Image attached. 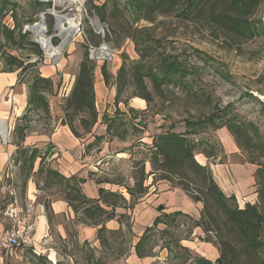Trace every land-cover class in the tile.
<instances>
[{
    "label": "rangeland",
    "instance_id": "1",
    "mask_svg": "<svg viewBox=\"0 0 264 264\" xmlns=\"http://www.w3.org/2000/svg\"><path fill=\"white\" fill-rule=\"evenodd\" d=\"M38 2L47 5L42 7ZM104 2L113 4L114 0H93L92 4L99 6ZM121 2L124 3L125 0ZM54 3H56L55 0H0V25L11 30L15 29V37H18L17 34L21 30L26 33V39L21 41V44L6 41L2 37L0 40L3 39L2 43L5 45L7 55L19 57L25 63L24 65H36L29 71V77L34 71L38 70L42 73L43 70L44 73H49L48 71L54 70V67L62 69L59 75H62L66 69L73 74L77 73L86 47L96 61V69L107 61L110 71L112 69L118 71L123 61V54L129 57L127 60L129 67L131 61L140 58L139 49L144 52L147 49L146 57L152 64L158 63L157 61L164 55L171 61L176 60L184 67L183 72L177 74L180 76L178 80L162 87L163 93L156 92L153 83L147 79L154 101L151 105L147 103L145 110L134 111L126 119L124 116L118 118L116 129L115 127L114 129L120 133V136L122 135L121 139L127 137L124 143L118 144V149L126 150L127 153L123 159L111 158L110 163L103 166L101 175L109 173L112 179H121L129 183L132 177L139 176L138 171L141 165H145L147 160L151 161V141L141 140L144 137V131L152 134L172 127L174 131L185 132L186 120L196 123L198 132L190 136L196 143H200L196 158L199 159L198 155L201 152L210 156L218 154L222 158L220 161L210 158L208 164L227 161V157L222 153L223 145L218 136L219 129L227 127L238 133V139L240 138L244 147H240L242 155L236 158L239 161L255 164L258 169L261 168L260 174H256L255 190L251 200L252 204L258 205L263 215L256 230L258 235L255 245L258 255L248 250L235 226L222 211L212 209V213L216 215L214 218L206 217L204 221L195 220L189 225L199 224L204 236L201 240L213 243L218 248L219 254L224 252L233 264H264V101L257 96L264 95V29L262 28L264 8L259 10L253 18L258 29L253 35L233 33L226 36L221 30L210 32L204 30L202 26L187 25L169 16L158 17L153 23L148 21L134 23L125 14L110 15L112 26L109 27L107 24L104 29L106 32H111L109 53L113 59H104L98 58L94 52L103 40L99 29L95 26L97 13L95 10L90 12L91 1L85 0L81 10L82 21L79 33L72 37L63 55L55 61L46 56L40 44L33 39V33L27 29L41 22L42 13L52 8ZM54 8L60 15H65L73 9L68 3H56ZM45 18L49 35H54L55 16L47 12ZM136 26L150 27V30H145L141 34L140 48H137L136 43L127 36L131 27ZM148 35L160 39V43H155L150 38L148 40ZM52 40L55 45L61 43L59 36H54ZM96 43H99V46H95ZM8 67L0 59V72ZM113 80L111 78V82ZM132 95V89L127 87L122 94V99L130 98L131 100ZM138 98L136 101L144 102ZM32 117L41 120L34 115ZM240 133L244 135L241 136ZM200 162L203 163V160ZM45 164L49 165L47 159ZM29 175L33 181L37 180V183L45 180L43 175L30 173L28 169L23 170L17 165L14 169V180L19 198L23 203L26 199ZM160 175L158 172V179ZM8 183L6 178L0 180V220H3V213L11 199L7 188ZM39 186L42 193L53 192L59 188L40 184ZM241 197L231 201V204L244 208L246 197ZM200 203L203 206V203ZM187 229L188 227L185 228V232ZM50 234L55 242V236ZM154 235L153 243H157L154 253L157 254L164 243L161 242L162 235L158 233ZM77 238L78 234L73 229L69 237L56 240L59 253L58 264H116L121 255L125 258L132 250L129 235L124 242L122 237L111 238L112 247L110 248L102 245L91 247L79 243ZM47 252L38 256L31 249H26L18 252L17 257L9 255L8 260H10L6 259V261L8 264H52L47 257ZM185 256L187 259L190 257L198 260L194 254H185ZM176 262L177 260L173 258L164 261V264Z\"/></svg>",
    "mask_w": 264,
    "mask_h": 264
},
{
    "label": "trees",
    "instance_id": "2",
    "mask_svg": "<svg viewBox=\"0 0 264 264\" xmlns=\"http://www.w3.org/2000/svg\"><path fill=\"white\" fill-rule=\"evenodd\" d=\"M91 4L93 0H90ZM42 7L45 3L38 2ZM51 4V3H49ZM114 5V6H113ZM122 5V6H121ZM264 8V0H114L113 4L104 2L101 5H94L89 9L90 12L96 11L97 16L109 27L112 26L110 22V15L118 16L125 14L129 16L134 23L141 21H148L153 23L158 17H174L187 25L202 26L204 30L214 32L221 30L226 36L229 34H250L253 35L258 29L254 23L255 14ZM107 22V23H106ZM264 29V22L262 20ZM145 30H150V27L139 28L131 27L128 32V38L132 39L137 48H140L142 41V33ZM15 29H8L0 25V38L6 41H14L21 44V41L26 39V33L22 30L15 37ZM148 40H153L155 43H160L153 35H148ZM0 40V59L9 66L3 70L22 69L21 72L28 77L29 98L28 106L23 116L16 122L13 130V136L17 139V153L15 161L21 162L23 170L31 173L34 169L35 161L38 157L41 158L39 170L36 172L45 177V185L58 186L59 190L63 192V197L67 200L69 205L74 209L77 214V220L87 225L100 226L97 231V239L105 248L112 247L111 238L122 237L123 242L126 240L127 235H133L130 215L127 213H117V207L127 208L132 205L125 199L122 194L111 192L109 190L100 189V197L92 199L86 197L81 189V184L84 179L73 176L70 178L65 177L58 170L51 168L45 164V160L49 156V150L45 152L40 151L38 148L28 150L22 144L25 139L27 131L31 127V123L35 120L34 115L41 120L49 122L51 118V108L48 99V94L54 91V81L51 77H45L40 71H34L33 75L29 77L28 73L32 67L36 65H24L25 63L15 55H7L5 45ZM109 44L111 40V32L105 31V38ZM103 41V40H102ZM95 46H99L96 43ZM147 49H139L140 58L131 61L128 67V55H122V64L120 65L114 84L116 85V102L119 104L123 102L129 103V99H122V94L127 87L132 89V97H140L151 105L154 101L153 93L151 92L147 79L153 83V88L158 93H163L162 87L172 81H176L184 70V67L176 60H170L169 57H160L158 63H150L146 57ZM7 58V60H5ZM97 64L91 57L88 47L85 49L84 57L80 62L78 71L75 76V81L69 95L65 98L64 112L65 117L62 119V124H68L75 135L80 136L81 130L84 132H91L99 120V113L96 108V94H95V70ZM101 70L106 84L111 83L113 74L108 68V63L105 61ZM131 97V98H132ZM107 123V131H116V121ZM186 131L179 132L170 129L163 130L154 137L151 146V162L152 172L155 181L164 180L174 188H179L184 191L193 201L202 202V216L201 221L207 217L208 219L214 218L216 215L212 213V209L222 211L226 217L235 226L240 238L246 243L248 250L258 255L256 247V237L258 235L257 226L259 220L263 215L258 209L257 204L247 202L244 208H239L237 205L233 206L231 201H235V195H226L211 171L206 165H202L196 159V151L200 143H196L191 134L198 132V125L189 120H186ZM115 127V129H114ZM48 133L53 131V127L48 124L46 129ZM231 131V130H230ZM242 132V131H241ZM234 134L240 147L242 141L238 139V133L231 131ZM243 136V133H240ZM238 135V136H237ZM101 137H97L99 140ZM144 163V162H143ZM140 165V164H139ZM160 172V178H157V173ZM261 168L258 169L257 174H260ZM139 176H135V185L133 187L126 185L127 191L131 196L142 194L146 188L144 187V180L148 175L146 173L145 165L142 164L139 171ZM109 180L110 178H106ZM264 180V179H263ZM39 186V183H37ZM48 209V205H47ZM163 207H159L162 210ZM181 213L162 214L157 217L154 224L148 227L145 233L139 238L134 245L136 254L143 258L153 256L154 249L157 243H153L155 228L159 223H166L168 227L177 226L178 218ZM51 217L49 213V218ZM109 220H117L121 224L118 230H109L105 223ZM212 220V219H211ZM199 225V224H198ZM162 238L169 236L171 242L176 247H179L177 237L174 233L167 229L160 233ZM130 239V238H129ZM167 246L164 243L163 247ZM162 247V248H163ZM177 252L178 256L183 257V264H212L207 259L198 258L190 261L184 255L188 254L185 249ZM189 255V254H188ZM122 256V255H121ZM120 258V257H119ZM190 261V262H189ZM228 261V262H227ZM233 264L224 252H221L217 264Z\"/></svg>",
    "mask_w": 264,
    "mask_h": 264
},
{
    "label": "crops",
    "instance_id": "3",
    "mask_svg": "<svg viewBox=\"0 0 264 264\" xmlns=\"http://www.w3.org/2000/svg\"><path fill=\"white\" fill-rule=\"evenodd\" d=\"M66 66V65H65ZM64 66V67H65ZM102 66V65H101ZM101 66L95 70V94L96 108L99 113V120L91 132L81 130V135L77 136L68 124H62L61 121L65 117L64 103L65 98L72 90L76 73L73 74L67 69L62 75H59L62 69L54 67L42 75L51 77L55 87L48 99L51 108V118L46 123L45 120H35L31 123L30 129L27 131L22 144L28 150L34 148L45 152L49 150L47 161L51 168L58 170L65 177L73 176L84 179L81 184L83 194L92 199L100 197V189H106L111 192L122 194L125 199L132 202L127 208L117 207V213H127L130 215V223L133 235L130 237L132 250L129 255L120 257L116 264H164V261L175 259L176 263L183 264L182 257L176 253L183 251L190 255L194 254L196 258L207 259L212 264H217L220 258L218 248L210 241L201 240L204 238L203 231L199 225L190 226V222L201 219L203 206L200 202L193 201L184 191L179 188L171 187L164 180L155 181L152 172V163L150 160L145 162L146 179L144 187L146 190L142 194L131 196L127 191L126 185L133 187L135 178L132 177L131 182L121 179H112L109 173L103 174V166L109 164L111 158H124L126 150L118 149V144L125 142L127 137L121 139L122 135L114 130L107 131V123L116 121L120 116H130L132 112L145 110L147 102L144 100L136 101L137 97L129 100L128 104L116 102V79L117 70L112 69L113 81L106 84ZM61 74V73H60ZM29 86L27 75L21 72V69L2 70L0 72V180L5 178L4 172L9 159H13L15 168L21 166V162H16L17 139L13 136V130L16 122L23 116L28 106ZM7 121L8 139L3 135V122ZM140 121V120H139ZM48 124L53 127V131H46ZM14 126V127H13ZM7 132V130H6ZM160 133V132H159ZM159 133H150L144 131V137L141 140L151 141L153 144L154 137ZM218 136L223 145V155L227 157V161L217 164H208L209 159L220 161V156H210L202 152L196 158L199 163L203 160L211 171L216 182L222 191L228 195H235L236 198L246 197L245 203L251 202L256 184V174L258 167L255 164L239 161L236 157L242 155L241 148L231 131L227 127L219 129ZM97 137H101L96 140ZM146 142V141H145ZM152 154V153H151ZM201 158V159H200ZM41 158L38 157L34 164L32 173H36L40 167ZM110 178L109 180H105ZM28 185L26 191L25 204L28 200H34L36 206V233L35 240L39 242L46 234L52 233L55 236V242L50 246L47 257L52 264H58V248L56 240L69 237L73 229L78 234V242L87 244L91 247L101 245L97 239V231L100 226H92L84 224L77 220V214L63 197V192L56 189L46 193H42L41 186L37 185V180L33 181L32 177H28ZM44 179L39 181L40 185H44ZM48 187H55L53 184ZM248 197V198H247ZM242 198V197H241ZM48 205V209H47ZM163 207L159 210V207ZM181 213L178 218L177 226L168 227L166 223H159L155 228V233H162L170 229L174 236L177 237L179 247H176L169 236H164L161 242L167 246L161 248V251L153 256L139 257L136 254L134 245L139 238L145 233L148 227H151L156 218L162 214ZM49 213L51 217L49 218ZM188 224V225H186ZM109 230H118L121 224L117 220H109L105 223ZM8 222L5 217L0 220V232L8 228ZM188 227L185 232V228ZM185 233V234H184ZM158 248V247H157ZM156 251V247L154 249ZM9 255L0 254V264H8ZM11 257L19 256L18 253L10 255ZM40 256V255H38ZM194 257V256H193ZM10 260V259H9ZM8 260V261H9ZM193 259L190 258V261ZM189 261V262H190Z\"/></svg>",
    "mask_w": 264,
    "mask_h": 264
},
{
    "label": "built area",
    "instance_id": "4",
    "mask_svg": "<svg viewBox=\"0 0 264 264\" xmlns=\"http://www.w3.org/2000/svg\"><path fill=\"white\" fill-rule=\"evenodd\" d=\"M14 169L15 163L13 159H9L4 176L9 181L7 188L11 199L3 213L9 226L0 232V254L12 255L31 249L35 254L41 255L49 250L53 236L46 234L36 242L35 201L28 200L25 204L21 202L15 185Z\"/></svg>",
    "mask_w": 264,
    "mask_h": 264
},
{
    "label": "bare ground",
    "instance_id": "5",
    "mask_svg": "<svg viewBox=\"0 0 264 264\" xmlns=\"http://www.w3.org/2000/svg\"><path fill=\"white\" fill-rule=\"evenodd\" d=\"M55 2L57 4L68 3L73 9L69 14L64 16L55 12L56 25L54 35H49L48 33L45 16L41 18V22L29 26V30L33 33V39L40 44L46 56L58 60L63 55L72 37L79 33L82 21L81 10L85 0H55ZM54 36H59L61 38V43L59 45L53 43L52 39ZM105 55V53H102V56ZM7 127V121H4L2 127L4 137H6Z\"/></svg>",
    "mask_w": 264,
    "mask_h": 264
},
{
    "label": "water",
    "instance_id": "6",
    "mask_svg": "<svg viewBox=\"0 0 264 264\" xmlns=\"http://www.w3.org/2000/svg\"><path fill=\"white\" fill-rule=\"evenodd\" d=\"M46 1H50V0H46ZM54 6H56L55 3H54L52 8H48L46 10V12H43L41 17H44L47 12H49L50 14H52L53 16L56 17V14H55L56 9L54 8ZM67 14H69V13H67ZM67 14H65V15H67ZM62 16H64V15H62ZM263 22H264V17H263ZM105 25L106 24L105 23L103 24V22L100 20V18L98 16L95 17V26L99 29V33L102 35L103 38H105V29H104ZM27 29H29V27H27ZM108 49L111 50V48H110L109 44L107 43V41L103 39L102 44L99 46L98 49H95L94 52H95V55H97L98 58L103 57L104 59H113V56L109 53ZM102 53H105L106 55L102 56ZM91 57L94 58L93 55H91ZM55 61H57V60H55ZM257 96L262 101H264V95H260V96L257 95ZM6 138L8 139V129H7V132H6Z\"/></svg>",
    "mask_w": 264,
    "mask_h": 264
}]
</instances>
